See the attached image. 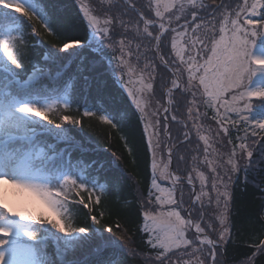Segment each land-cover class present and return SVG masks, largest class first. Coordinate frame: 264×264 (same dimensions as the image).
<instances>
[{"label": "snow or ice", "instance_id": "1", "mask_svg": "<svg viewBox=\"0 0 264 264\" xmlns=\"http://www.w3.org/2000/svg\"><path fill=\"white\" fill-rule=\"evenodd\" d=\"M72 3L76 22L64 0H0V264H229L234 246L264 264V0ZM84 118L103 148L69 135ZM241 176L260 200L246 240ZM117 181L134 227L104 223Z\"/></svg>", "mask_w": 264, "mask_h": 264}, {"label": "trees", "instance_id": "2", "mask_svg": "<svg viewBox=\"0 0 264 264\" xmlns=\"http://www.w3.org/2000/svg\"><path fill=\"white\" fill-rule=\"evenodd\" d=\"M66 7L63 9V16L65 18L70 19L73 22H76L78 19V10L75 8L72 0H64ZM7 11V10H5ZM39 27V25H37ZM70 31H74V27L72 25L69 26ZM47 46V45H46ZM84 101L78 98L77 103L73 105V111L75 112L76 108L82 107ZM115 104V101H113ZM84 127L83 129L79 127H74L68 125L71 131L69 132L70 136H73L77 140H82V137H89L91 141L95 144H98L103 148V146L108 141V135L110 130L107 126L101 124L98 120L92 118H84L83 119ZM111 147L120 151L125 160V166L132 170V166L129 162L127 152L122 147L121 141L117 138L115 132L111 133ZM43 141L47 143H55V141L50 136L41 137ZM85 147L91 148L92 145H89L87 141H82ZM67 145L61 143L57 145V151L61 148H66ZM74 156L78 155V153H74ZM88 158H95V153L90 152L88 154ZM109 178H112V174L109 173ZM252 179L251 174L249 175V180ZM120 185L117 190H115L111 196L105 197L102 201V208L105 210L104 223L106 224H114L117 219H119L122 223L129 224L130 227H134L135 225L131 223L132 213L129 209L121 206V202L123 199L131 200L135 196V191L124 184L123 181H117ZM146 191V190H145ZM259 194L255 192L252 188L251 183L248 184L247 188L244 187L243 177L241 176V182L238 183L236 187L235 193V201H234V223L237 230V234L239 239L246 240L249 238L250 234L253 231H258V227L254 225L251 221L255 216L259 206L260 200L258 198ZM100 211V209H97ZM72 220L76 224H84L83 216L78 215L75 212L72 214ZM48 251L51 253L53 251L51 242H49ZM246 251L245 248L234 246L229 248L227 260L229 264L232 262L239 260L243 253Z\"/></svg>", "mask_w": 264, "mask_h": 264}, {"label": "rangeland", "instance_id": "3", "mask_svg": "<svg viewBox=\"0 0 264 264\" xmlns=\"http://www.w3.org/2000/svg\"><path fill=\"white\" fill-rule=\"evenodd\" d=\"M258 43H259V41H258ZM260 44H261L262 47H264V41H261ZM8 192L11 193L12 190H11V189H8ZM37 210H38V209H37Z\"/></svg>", "mask_w": 264, "mask_h": 264}]
</instances>
